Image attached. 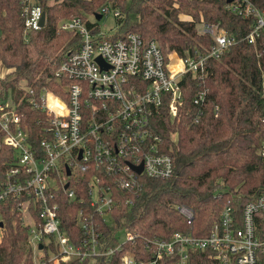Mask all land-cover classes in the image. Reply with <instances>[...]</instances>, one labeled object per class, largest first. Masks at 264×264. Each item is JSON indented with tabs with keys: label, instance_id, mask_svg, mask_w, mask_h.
<instances>
[{
	"label": "built area",
	"instance_id": "built-area-1",
	"mask_svg": "<svg viewBox=\"0 0 264 264\" xmlns=\"http://www.w3.org/2000/svg\"><path fill=\"white\" fill-rule=\"evenodd\" d=\"M38 1L20 0L25 39L28 32L45 26L46 14L44 26H40L44 10ZM60 1L48 0V4ZM110 9L113 17H120L118 9L109 3L94 14H100L101 19ZM225 9L251 20L242 41L264 45V5L259 7L253 0H226ZM94 14L90 16L99 21ZM181 19L192 21L188 16ZM87 21L90 25L74 16L58 22L57 31L79 36L78 46L54 69L41 72L45 78L68 80L63 87L65 98L45 88L37 92L25 86L20 87L24 98L17 101L10 92L0 96V148L9 147L14 153L13 160L0 172V204L7 199L19 200V220L28 229L27 243L34 264L111 258L125 242L138 239L137 233H120L115 247L100 248L99 223L94 216L110 224V213L120 204V196L126 195L128 200L137 196L142 177L164 180L172 176V159L161 151V139L151 129V119L160 111L164 99L168 100L170 118L176 117L181 105L179 83L190 74L200 83L193 99L196 123L203 115L207 97V87L202 82L208 61L220 58L235 42L217 24L201 19L198 33L211 37L210 47L185 57L174 51L164 56L154 40L146 41L133 32L114 38L117 26L113 34L104 35L95 22ZM175 60L178 67L174 66ZM6 73L0 71V80ZM24 100L46 116L38 149L30 144L28 127L22 125L18 112ZM214 114L217 116L218 106H214ZM261 154L264 155V142ZM140 165L137 173L135 168ZM90 172L92 176L86 182L89 203L77 212L81 239L75 243L60 230V194L68 201L74 199L78 182ZM177 210L190 223L192 211L186 207ZM262 213L264 194L243 205L239 220L232 207L225 206L206 236L174 232L168 240L142 238L143 248L152 257L141 261L134 253H125L118 264H159L164 259H170V264H190V254L196 250L208 251L212 264H260L264 230L256 216ZM0 223L1 228V213ZM50 244L57 250H48L46 257L45 249Z\"/></svg>",
	"mask_w": 264,
	"mask_h": 264
},
{
	"label": "trees",
	"instance_id": "trees-1",
	"mask_svg": "<svg viewBox=\"0 0 264 264\" xmlns=\"http://www.w3.org/2000/svg\"><path fill=\"white\" fill-rule=\"evenodd\" d=\"M261 7V1L253 0ZM46 14L43 28L23 34L20 0H0V71H7L0 80L2 97L11 93L14 101L24 98L21 86L37 92L45 88L65 98L66 79L45 78L44 69H54L68 52L78 46L79 36L70 31H57L61 19L87 16L111 4L120 17L116 19L114 38L128 32L144 40H154L162 54L174 51L180 57L203 53L212 44L208 35L198 33V22L217 24L235 42L218 59L208 61L202 85L207 87L203 115L194 123L197 106L193 99L200 83L186 74L181 79V105L171 119L168 100L151 119V129L161 139V151L173 162L169 179L142 177L137 196H120V204L110 213V224L94 216L99 223L100 248L115 247L120 233H137L138 239L125 242L120 252L111 258H86L62 264H118L125 253H134L141 261L152 256L142 246V238L168 240L174 232L206 236L218 220L221 210L231 206L239 220L243 205L264 194V45H249L241 38L248 33L250 19L233 15L225 9L226 0H61L48 4L39 0ZM182 16L192 18L182 20ZM174 63H177L175 60ZM218 106V114H214ZM22 125L29 130V141L38 149L43 138L45 114L30 107L24 100L18 108ZM13 151L0 148V172L13 160ZM92 171V169H91ZM92 172L78 182L75 197L68 201L62 194L59 200L60 230L75 243L81 233L76 225L78 210L88 207L86 182ZM127 200V201H126ZM18 199L0 204L3 226L0 228V264H34L27 243L28 229L20 220ZM186 207L193 213L190 223L177 210ZM89 209V208H88ZM264 230V213L256 216ZM57 249L50 244L45 256ZM208 251L190 254V264H212ZM50 264V263H47ZM159 264H170L164 259ZM264 264V257L260 261Z\"/></svg>",
	"mask_w": 264,
	"mask_h": 264
},
{
	"label": "rangeland",
	"instance_id": "rangeland-1",
	"mask_svg": "<svg viewBox=\"0 0 264 264\" xmlns=\"http://www.w3.org/2000/svg\"><path fill=\"white\" fill-rule=\"evenodd\" d=\"M87 19L90 22H95L104 35H111L115 32L116 18L113 17L111 9L106 15H103L99 21H95L90 15L87 16ZM5 72L6 71L4 70L1 73L4 74Z\"/></svg>",
	"mask_w": 264,
	"mask_h": 264
},
{
	"label": "water",
	"instance_id": "water-1",
	"mask_svg": "<svg viewBox=\"0 0 264 264\" xmlns=\"http://www.w3.org/2000/svg\"><path fill=\"white\" fill-rule=\"evenodd\" d=\"M228 2L230 0H227ZM94 17L96 20H99L101 15L100 14H94ZM44 20H45V12L42 13V16H41V20H40V26L43 27L44 26ZM100 59V58H99ZM135 170L137 171V173H140L141 171V165L136 167ZM66 174L69 175V171L67 170L66 171ZM67 186V184L65 185V187ZM2 225V223H0V226ZM39 249H41V245H39Z\"/></svg>",
	"mask_w": 264,
	"mask_h": 264
},
{
	"label": "bare ground",
	"instance_id": "bare-ground-1",
	"mask_svg": "<svg viewBox=\"0 0 264 264\" xmlns=\"http://www.w3.org/2000/svg\"><path fill=\"white\" fill-rule=\"evenodd\" d=\"M174 66H175V67H178V63H174Z\"/></svg>",
	"mask_w": 264,
	"mask_h": 264
}]
</instances>
